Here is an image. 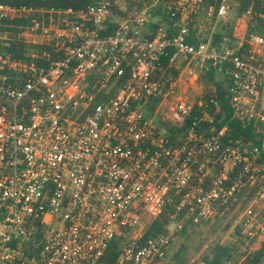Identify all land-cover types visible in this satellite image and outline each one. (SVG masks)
I'll return each instance as SVG.
<instances>
[{"label":"built area","instance_id":"1","mask_svg":"<svg viewBox=\"0 0 264 264\" xmlns=\"http://www.w3.org/2000/svg\"><path fill=\"white\" fill-rule=\"evenodd\" d=\"M56 1L0 0V46L17 30L27 47L0 51V264H106L118 240L112 264H165L187 222L254 189L232 227L244 255L223 263L243 264L264 242V16L239 0H149L125 19L111 0L14 4ZM208 74L258 147L216 127Z\"/></svg>","mask_w":264,"mask_h":264},{"label":"trees","instance_id":"2","mask_svg":"<svg viewBox=\"0 0 264 264\" xmlns=\"http://www.w3.org/2000/svg\"><path fill=\"white\" fill-rule=\"evenodd\" d=\"M112 2H119L121 3L120 9H117L116 15L119 19H125L128 17H131L135 15L139 10H141L143 7H145L149 0H111ZM15 6L23 5L26 7H43L46 9L55 7V8H73L76 9L79 7V3H76L75 1L71 0H62V1H56V2H50V3H32V2H18L14 3ZM249 7H251L252 11L256 15L264 16V0H239V8H238V15L240 16L243 12H245ZM257 28L262 29L264 28V19L257 18ZM19 23L17 20L15 21V24ZM22 23V22H21ZM13 37L10 38L9 42L3 47L0 46V51L11 53L14 58L19 59L22 56V53L24 52V49L27 47L20 41L17 40L16 33L17 30H12ZM240 33V27L237 26V32L235 35H239ZM202 83L204 86H209L210 84H213L214 89H210L209 93L206 95L207 98H214L220 106V111L218 115L216 116V127L220 129L222 126L227 125L229 130V135L234 141H240L243 144H246L245 148L247 150L252 149L254 147L259 146V141L256 136H254L251 127H248L246 129L242 128V126L235 120H231V114L228 108V100L226 98V93L222 89L220 83H213L214 78L211 74L204 75L201 78ZM149 111H152V108L149 109ZM255 193L254 189L245 191L240 197L239 201L244 199L246 201V204L249 203V201L252 199L253 195ZM236 204H234L231 207H227L224 209H221L218 211V213L210 220H214L219 218L221 215L225 214L229 209H233V207ZM169 213V208L164 209L162 215L158 220H156L154 223L150 225L148 230L143 236V241L147 240L151 237H154L158 233L161 232V228L163 224L166 222V215ZM195 225L187 222L184 226L181 232H179L177 235H185L188 228L194 227ZM240 229L237 228L234 231L235 237L239 236ZM245 240H242L239 242V244H243ZM121 240L112 242L106 253H105V260L106 264H112L119 253ZM234 250H236L235 247H226V246H220L215 245L212 247L209 252L203 257V261L206 264H223L226 261L230 260L233 257ZM180 254H175L174 258L176 262H178ZM262 259H264V242L260 245L259 249L255 251L250 257L246 258L243 262V264H260Z\"/></svg>","mask_w":264,"mask_h":264},{"label":"rangeland","instance_id":"3","mask_svg":"<svg viewBox=\"0 0 264 264\" xmlns=\"http://www.w3.org/2000/svg\"><path fill=\"white\" fill-rule=\"evenodd\" d=\"M202 78V77H201ZM217 81L221 78L216 77ZM201 89L205 96L209 93L211 85L204 86L202 80L199 81ZM248 209V204L244 199L238 201L233 209H229L225 214L212 221L200 222L194 227L188 228L185 235H176L168 251V257L165 264H190L191 261L203 259L209 250L215 245L235 247L233 260H239L243 257V244L241 240L236 241L234 235L233 223ZM180 254L178 262L174 256ZM261 263H264L262 259Z\"/></svg>","mask_w":264,"mask_h":264}]
</instances>
